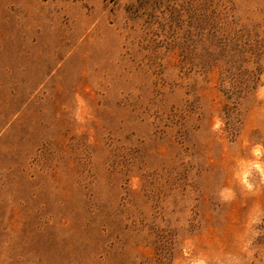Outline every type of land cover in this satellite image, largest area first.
Returning <instances> with one entry per match:
<instances>
[{
  "label": "rangeland",
  "instance_id": "rangeland-1",
  "mask_svg": "<svg viewBox=\"0 0 264 264\" xmlns=\"http://www.w3.org/2000/svg\"><path fill=\"white\" fill-rule=\"evenodd\" d=\"M0 264H264V0H0Z\"/></svg>",
  "mask_w": 264,
  "mask_h": 264
},
{
  "label": "trees",
  "instance_id": "trees-1",
  "mask_svg": "<svg viewBox=\"0 0 264 264\" xmlns=\"http://www.w3.org/2000/svg\"><path fill=\"white\" fill-rule=\"evenodd\" d=\"M225 94L228 95L229 98H230V95H232L229 90L226 91ZM226 117H227L229 123L232 122L234 120L233 112L230 110H227L226 111Z\"/></svg>",
  "mask_w": 264,
  "mask_h": 264
}]
</instances>
